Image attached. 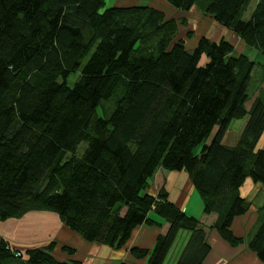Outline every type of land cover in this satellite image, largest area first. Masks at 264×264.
<instances>
[{"label": "trees", "instance_id": "obj_1", "mask_svg": "<svg viewBox=\"0 0 264 264\" xmlns=\"http://www.w3.org/2000/svg\"><path fill=\"white\" fill-rule=\"evenodd\" d=\"M166 1L178 10L198 2ZM252 1L211 0L207 15L264 54V0L248 15ZM151 5L0 0V220L52 210L87 241L121 248L154 210L170 228L150 253L132 254L164 264L188 230L177 264H205L206 231L169 200L162 170L188 172L221 236L242 243L232 223L251 202L240 188L247 178L264 183V89L255 62L229 39L200 36L190 48L179 34L187 21ZM254 79L259 95L248 109ZM245 116L226 145L232 121ZM262 210L248 243L264 262ZM9 245L0 240V264H80L58 259L53 242L20 256Z\"/></svg>", "mask_w": 264, "mask_h": 264}, {"label": "crops", "instance_id": "obj_2", "mask_svg": "<svg viewBox=\"0 0 264 264\" xmlns=\"http://www.w3.org/2000/svg\"><path fill=\"white\" fill-rule=\"evenodd\" d=\"M110 4H114V1H111ZM120 4L125 7L137 4H152L164 10L168 17L171 18L177 17L176 13L180 11L166 0H144L143 3L136 0L133 2L120 1ZM197 13L200 14L202 19L211 20L210 15H203L198 11ZM218 26L216 29L222 30L223 27L219 23ZM182 28L187 29L188 26L182 25L179 31H183L184 29L182 30ZM227 30L225 38H229L230 41L233 39L237 40L235 33L229 29ZM180 37L183 36L180 35ZM194 37L191 38V45L188 46L190 48L197 44ZM221 37L222 35L217 40ZM210 38L215 39L213 35ZM247 50V48L242 49L243 52ZM261 56V54L260 57L257 55L253 59L256 61V65L259 64L264 69V57ZM255 77L263 81L264 71L261 77ZM261 87L264 89V84ZM258 95L259 89L254 96L252 93L250 100L247 102L246 106L248 109L251 108L255 100L254 98ZM240 119H244V123L240 125V131L242 132L247 124L248 116ZM162 174L166 177L165 184L169 200L175 203L177 207L183 209L187 214L197 217L206 231L211 250L205 259V264H264L256 253L250 249L248 243L253 235L251 234L252 231L256 230L262 217V209H264V183H255L251 178H247L240 188V194L251 202V207L248 212L234 219L232 230L237 236L244 237V241L238 245H232L221 236L218 228L214 226L218 219V213L206 214L204 212L202 197L195 188L189 173L186 171H169L164 169L162 170ZM150 187H152L150 190L157 191L153 179L151 180ZM256 199L258 203L254 202ZM197 200H199L198 204L194 205ZM149 217L153 222L139 225L134 230L127 244L121 248L111 247L100 242L87 241L80 233L71 229L57 212L46 209L32 210L19 218L0 220V238L4 237L8 242L10 240V243L12 242L11 246H14L13 248H23L24 250L43 247L56 242L53 254L58 259L79 261L80 264H149V256L140 259L136 258L131 252L132 248L148 249L150 253L155 247L158 236L167 233L170 228V223L156 213V211L152 210ZM191 234L188 230L179 231L164 264H177ZM65 246H68L67 248L72 250L74 249V251H67Z\"/></svg>", "mask_w": 264, "mask_h": 264}, {"label": "rangeland", "instance_id": "obj_3", "mask_svg": "<svg viewBox=\"0 0 264 264\" xmlns=\"http://www.w3.org/2000/svg\"><path fill=\"white\" fill-rule=\"evenodd\" d=\"M120 1H125V2H133L135 0H120ZM136 1H139L140 3H143L144 0H136ZM211 0H198L197 4L195 6H193L190 10H178L179 12L176 13V15H178L177 17H174L175 19H179L180 21H182L183 18H186L184 20H186V24L184 26H188L187 29H184L182 28L183 31H179V34L181 36H183L184 38L187 37L186 39V42H187V45H191V38L193 36H195V42H198V38L200 36H207V37H212L213 35V38L215 39H212V40H217V38L220 37V35H222L221 38H225L228 30L225 29L224 27L222 28V30H218L216 29L218 26V23L215 22L214 19H212L213 17H211V20L209 19H206L204 20V18L202 19V17L200 16V14L197 13V11L203 15H207V4L210 2ZM257 4V0H253L249 9H248V12L247 14L250 15L255 6ZM177 9V8H176ZM204 10V11H202ZM165 14L167 15V13L165 12ZM175 15V16H176ZM247 15V16H248ZM188 19V20H187ZM221 29V28H219ZM223 31V32H222ZM237 40L233 39L231 42L235 45L236 47V52H240L242 51V49H248L247 51H244L247 55H249L252 60L255 62L256 64V61L253 59L256 58V56L258 55V57H260V54L264 57V54L262 52H259L257 51L256 49H253V48H248L247 45L240 39V37L236 36ZM229 39V38H227ZM230 40V39H229ZM243 52V51H242ZM261 56V57H262ZM263 71L264 69L261 68V66L259 64L255 65L254 67V76H259L261 77L263 75ZM79 78V74L78 73H73L72 75L69 76L68 78V83L69 85L73 86L75 84V82L78 80ZM263 81H259V85L260 87L264 84V77L262 78ZM258 85V81L254 79V84L251 85L250 87V91L253 90V88H255L256 86ZM258 85V86H259ZM259 87V88H260ZM258 92V89L255 88L254 91H253V96L254 94H256ZM253 99V98H252ZM255 99V98H254ZM110 106L111 104H107V106L104 108L105 110H103L101 107L99 108V113L102 114L105 113L106 115H108L110 112ZM244 123V119H240V120H233L232 121V125L230 127V129H228L226 135L224 136V139H223V142L226 144V145H234L239 137H240V125H242ZM218 128L216 127L212 136L210 137V139L208 140V143H210L215 135V133L217 132ZM260 145L264 148V134L262 136V138L260 139ZM84 146L85 145H82L80 146L79 148V151L78 152H83L84 150ZM245 197V196H244ZM200 199V197H199ZM199 200L195 201V204H198ZM255 203H258V200H254ZM255 231H252L251 234H253ZM0 240L2 241H5L6 243L10 244V240L8 242V240H6L4 237H1ZM53 244H56V242H53ZM14 247V246H13ZM65 247H68V246H65ZM12 250V249H11ZM15 252H13L15 254V256L17 255H21L24 251H26L27 249H23V248H17L15 247L14 248Z\"/></svg>", "mask_w": 264, "mask_h": 264}, {"label": "bare ground", "instance_id": "obj_4", "mask_svg": "<svg viewBox=\"0 0 264 264\" xmlns=\"http://www.w3.org/2000/svg\"><path fill=\"white\" fill-rule=\"evenodd\" d=\"M9 247H11L13 249V247L11 245H9Z\"/></svg>", "mask_w": 264, "mask_h": 264}]
</instances>
